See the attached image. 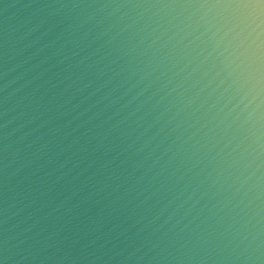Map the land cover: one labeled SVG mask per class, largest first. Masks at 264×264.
Masks as SVG:
<instances>
[{"label": "water", "instance_id": "1", "mask_svg": "<svg viewBox=\"0 0 264 264\" xmlns=\"http://www.w3.org/2000/svg\"><path fill=\"white\" fill-rule=\"evenodd\" d=\"M214 0H0V264H264V25Z\"/></svg>", "mask_w": 264, "mask_h": 264}, {"label": "snow or ice", "instance_id": "2", "mask_svg": "<svg viewBox=\"0 0 264 264\" xmlns=\"http://www.w3.org/2000/svg\"><path fill=\"white\" fill-rule=\"evenodd\" d=\"M214 6L235 9L237 26L247 27L257 21L258 27L264 25V0H214Z\"/></svg>", "mask_w": 264, "mask_h": 264}]
</instances>
